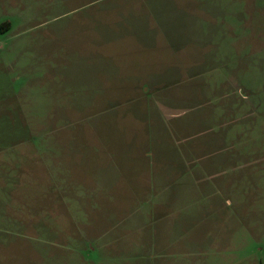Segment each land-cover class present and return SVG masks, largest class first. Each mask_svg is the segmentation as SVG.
Returning <instances> with one entry per match:
<instances>
[{
  "label": "rangeland",
  "instance_id": "1",
  "mask_svg": "<svg viewBox=\"0 0 264 264\" xmlns=\"http://www.w3.org/2000/svg\"><path fill=\"white\" fill-rule=\"evenodd\" d=\"M85 3L0 0V264H264V0ZM142 93L182 154L168 201L124 174L78 208L63 176ZM74 222L106 236L68 252Z\"/></svg>",
  "mask_w": 264,
  "mask_h": 264
},
{
  "label": "crops",
  "instance_id": "2",
  "mask_svg": "<svg viewBox=\"0 0 264 264\" xmlns=\"http://www.w3.org/2000/svg\"><path fill=\"white\" fill-rule=\"evenodd\" d=\"M100 1L105 0H88V3H85L83 6ZM151 96H155L158 99L160 98L157 94L142 93L136 100V105L138 104V106L130 107L126 110V115L130 114V116L126 117H130L133 121L129 126H125L126 134L129 135V137L127 136V139L122 141L117 140V142L108 141V145L105 143L106 147H108L103 150L99 148L97 149L96 147V152L91 151L84 153L83 155L82 153H79L82 156V162L79 165L80 169L76 174L77 180H75L73 175H69L68 173L63 176L65 178L63 183L64 190L71 200L80 203V205L77 206L78 208L83 210L82 204H84L83 200L85 196L82 194H84L85 191L88 192L92 190V188L97 191L112 190L120 183L124 174L127 175V177L132 178L125 185L128 192L141 193L142 197L145 199L149 198L148 195L145 197L147 193L155 192V198H157V201L152 204L153 207H162L168 201L164 200L163 195H161V192L163 191L162 188L165 187L166 189L173 185V182H176L175 180H179L175 179L177 178V175L172 177V173L173 171L180 169L182 154L179 147L177 148V141L173 143L165 142L166 126L163 114L167 112V109L164 106L165 104L158 99L154 107H150L147 104L146 109L144 105L141 104L144 101L143 97ZM147 101L148 99L146 102ZM148 112H150L152 116H148ZM69 144L71 143L69 142ZM123 145L130 147L128 151L130 157L118 161L116 156L120 151V147ZM160 147H167V149L170 150V152L165 155V158L160 157ZM83 150H80L79 148V151L82 152ZM54 165H57V163H54ZM60 165L63 164L60 163ZM184 169L185 176L192 177L190 166L188 165V167H184ZM58 177L60 176L58 175ZM60 200V203L64 207L63 209L67 210V208H71L62 199ZM74 226L76 227L75 233L68 234L62 239L67 244V247H72V249L67 248L68 252L72 250L75 251L79 248H88L86 246L87 242L96 241L97 238L101 239L106 236L104 233L100 236L92 233L90 226L87 227L86 224L83 223H77L75 225L74 222ZM79 226H81V228ZM65 233L66 232H64V235ZM13 247L14 253L17 255L18 250L15 243ZM51 254V258L58 257L56 252H51Z\"/></svg>",
  "mask_w": 264,
  "mask_h": 264
}]
</instances>
